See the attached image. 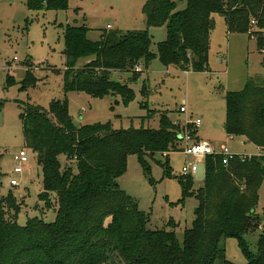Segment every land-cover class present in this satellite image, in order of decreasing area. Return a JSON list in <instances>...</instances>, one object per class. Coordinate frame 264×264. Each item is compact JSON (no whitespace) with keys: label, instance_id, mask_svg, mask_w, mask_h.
I'll list each match as a JSON object with an SVG mask.
<instances>
[{"label":"trees","instance_id":"trees-1","mask_svg":"<svg viewBox=\"0 0 264 264\" xmlns=\"http://www.w3.org/2000/svg\"><path fill=\"white\" fill-rule=\"evenodd\" d=\"M67 4L68 0H27L31 10L65 9ZM143 12L147 27L167 28V39L158 46L166 66L208 70L215 14L225 17L230 31L251 36L254 20L261 30L258 48L264 53V0H147ZM88 31L86 26H69L65 31V91L94 97L121 93L130 100L133 90L111 75L127 71L136 80L143 72L136 65L149 66L156 54L150 49L148 29L124 34L105 31L97 41L88 38ZM81 58L90 60L77 67ZM13 82L8 75L7 83ZM34 83L28 71L21 88ZM3 105L0 101V109ZM23 107L26 145L37 153L43 169L39 198L47 209L54 208L56 219L46 222L36 216L20 225L21 204L12 194L5 196L15 215L6 218L0 201V264H108L115 256L125 264H237L226 258L224 241L230 237L238 239L244 264H264V232L256 251L250 250L245 238L262 224L256 211L264 153L235 155L228 165L220 155L209 156L203 184L195 193L193 177H180V202L187 197L198 201L192 226L180 242L174 229L148 228L147 214L120 187L118 178L132 154L147 167L148 157L177 151L185 129L167 114L161 116L157 130L115 128L111 123L77 126L66 100H54L48 110L32 103ZM189 126L198 141L196 128ZM225 126L229 134L243 136L264 151V82L249 79L243 90L226 94ZM2 176L0 167V191Z\"/></svg>","mask_w":264,"mask_h":264},{"label":"rangeland","instance_id":"rangeland-1","mask_svg":"<svg viewBox=\"0 0 264 264\" xmlns=\"http://www.w3.org/2000/svg\"><path fill=\"white\" fill-rule=\"evenodd\" d=\"M147 0H68L67 8L31 10L27 0H0V161L2 187L0 201L5 217H14L5 196L12 194L21 204L17 222L26 225L29 218L40 217L46 222L56 219L54 208L47 209L40 200L43 191V169L37 153L26 145L20 117L24 105L37 104L46 110L54 100L67 101L68 110L77 126L111 123L115 128H160L163 114L186 129L187 121L201 120L196 128L197 139L209 142L214 149L227 146L238 155L259 156L264 152L245 137L229 134L226 123V94L243 90L249 79L264 82V53L257 44V23H251V36L246 32L230 31L224 16L214 15L210 34L209 68L206 71L190 69L187 73L175 65H164L158 56V46L168 36L166 26L147 27L143 8ZM69 26H86L88 38L97 41L105 31L128 33L148 29L156 56L143 72L132 80L127 71H114L113 80L128 84L133 97L125 100L121 93L94 97L85 92H66L65 31ZM90 58H81L77 67L84 66ZM31 71L35 83L21 88ZM14 82L7 83V76ZM181 106L187 108L180 111ZM190 127V126H189ZM191 129V128H187ZM194 137V134H193ZM195 140V139H194ZM185 141L177 151L157 153L148 157L144 166L136 154L127 160V169L118 178L125 190L144 211L151 230H175L180 242L192 226L198 201L183 197L180 183L182 167L195 158L183 153ZM25 149L28 165L21 174L14 173L12 159L15 152ZM64 164L66 162L64 161ZM169 166V168L167 167ZM169 169L170 175L167 173ZM203 166L193 177L192 191L203 184ZM20 181L11 185V179ZM56 196V195H55ZM57 203L54 202L53 205ZM257 214L262 224L256 231L245 235L250 250H257L259 235L264 232V179L259 190ZM175 223V227L171 222ZM226 258L237 264L246 263V257L236 238L224 241ZM108 264H125L115 256Z\"/></svg>","mask_w":264,"mask_h":264},{"label":"built area","instance_id":"built-area-1","mask_svg":"<svg viewBox=\"0 0 264 264\" xmlns=\"http://www.w3.org/2000/svg\"><path fill=\"white\" fill-rule=\"evenodd\" d=\"M252 24H255V21H252ZM141 64L136 65V70L141 71L142 69ZM188 73V71H186ZM180 111L186 112L187 108L185 106H181ZM189 124H192L195 127H198L201 124L200 119H196L192 122L187 121L185 125L189 126ZM183 141H185L183 146V153L187 156L195 158L194 162H186L184 166L182 167L181 175L183 176H192L197 177L200 165L203 166L204 174L206 173V159L211 155H220L222 156V161L225 165L229 164V161L238 154L231 153L227 146H223L220 150L214 149V147L207 141L203 140H194L193 136L191 135L190 131L185 129L183 136H181ZM249 156V155H244ZM28 165V153L25 149H21L17 152H15L13 159H12V167L14 170V173L21 174L25 171L26 167ZM205 177V175H204ZM20 184V181L12 178L11 179V185L12 186H18Z\"/></svg>","mask_w":264,"mask_h":264},{"label":"crops","instance_id":"crops-1","mask_svg":"<svg viewBox=\"0 0 264 264\" xmlns=\"http://www.w3.org/2000/svg\"><path fill=\"white\" fill-rule=\"evenodd\" d=\"M189 72V71H188ZM200 140V139H199ZM261 149V148H260ZM262 150V149H261ZM263 151V150H262ZM264 152V151H263Z\"/></svg>","mask_w":264,"mask_h":264},{"label":"water","instance_id":"water-1","mask_svg":"<svg viewBox=\"0 0 264 264\" xmlns=\"http://www.w3.org/2000/svg\"><path fill=\"white\" fill-rule=\"evenodd\" d=\"M225 129H226V126H225Z\"/></svg>","mask_w":264,"mask_h":264}]
</instances>
